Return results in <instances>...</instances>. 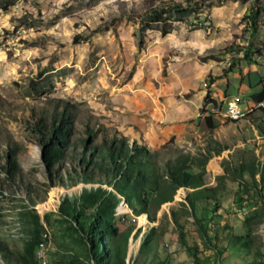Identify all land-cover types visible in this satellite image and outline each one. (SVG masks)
<instances>
[{"label": "rangeland", "instance_id": "rangeland-1", "mask_svg": "<svg viewBox=\"0 0 264 264\" xmlns=\"http://www.w3.org/2000/svg\"><path fill=\"white\" fill-rule=\"evenodd\" d=\"M162 1L182 9L151 18ZM54 119L70 138L51 166ZM181 165L203 186L173 185ZM125 247V264H264V0H0V264Z\"/></svg>", "mask_w": 264, "mask_h": 264}, {"label": "trees", "instance_id": "trees-1", "mask_svg": "<svg viewBox=\"0 0 264 264\" xmlns=\"http://www.w3.org/2000/svg\"><path fill=\"white\" fill-rule=\"evenodd\" d=\"M163 5L164 7H159ZM182 9L181 5H174L173 7H168V2H160L158 6H156L155 9L151 10V18H158L159 20H162L163 16L167 14V12L171 11H180ZM169 10V11H168ZM156 19V21H158ZM150 27L147 26V29ZM163 34H167L171 32V30H164L162 31ZM203 128H207V119L203 121ZM69 138H70V130L67 127H64V122L63 119L58 120L54 119L53 123L51 124L50 128V137L48 140L44 143V160L46 163H48L51 166H54L55 164L59 163L60 160L64 157V152H63V147H66L69 143ZM116 141L111 142V147L114 149ZM126 138L123 137V142H119L118 146L126 147L128 145L125 144ZM108 145V143H106ZM131 149L133 150V153L136 154V158H144L147 155V152L144 148L139 147L136 143L130 145ZM110 160L116 161L115 157L112 159V155L110 156ZM141 160V159H139ZM18 164L15 161H12L11 158L8 157V168H7V174L9 175L11 180H14L16 177V170L18 169ZM129 164L126 163L125 166L123 167V170L130 174V170H128ZM130 167V166H129ZM123 172V171H121ZM129 174L124 175V178L122 180V183L124 184H130L129 180L130 176ZM121 175V174H120ZM168 177L171 180L172 184L175 185L176 187L179 188H194L198 189L199 187L203 186L201 183H196L194 181L195 175L189 173L185 167L182 165L172 169L171 171L168 172ZM138 178V177H137ZM193 184L195 187H192ZM129 197L127 198V202L129 203L130 208L137 213L136 209L131 205L132 200L131 196L133 194L137 195L140 198V193L138 190L131 191ZM169 202L167 200L164 201V203ZM111 230V226L108 223V219H103L101 221H98L97 225H92L91 228V233H92V243L94 245V242L96 241V238L99 236H102L104 240H108V234ZM238 241H245L244 238H236ZM114 257L111 259L110 256H107L105 254H102V256H98L96 259L97 264H125V252H126V247L123 250H119L117 248L114 249ZM124 260V261H123Z\"/></svg>", "mask_w": 264, "mask_h": 264}, {"label": "built area", "instance_id": "built-area-1", "mask_svg": "<svg viewBox=\"0 0 264 264\" xmlns=\"http://www.w3.org/2000/svg\"><path fill=\"white\" fill-rule=\"evenodd\" d=\"M232 99H236V106H227L229 110L232 111L233 117L240 116L245 111L241 106V99L239 97H234ZM47 238V234L43 235V241H44V249H45V239Z\"/></svg>", "mask_w": 264, "mask_h": 264}, {"label": "bare ground", "instance_id": "bare-ground-1", "mask_svg": "<svg viewBox=\"0 0 264 264\" xmlns=\"http://www.w3.org/2000/svg\"><path fill=\"white\" fill-rule=\"evenodd\" d=\"M228 106H236V99H233L229 104H228ZM226 115L229 117V118H231V119H234V120H237V119H241V118H243L244 116H245V112L243 113V114H241L240 116H235V117H233V114H232V111L231 110H229L228 108L226 109ZM40 246V249H41V254L39 255L40 256V258L41 259H43L44 258V253H42V251H44L43 249H44V242H42L41 243V245H39ZM39 248V247H38Z\"/></svg>", "mask_w": 264, "mask_h": 264}, {"label": "crops", "instance_id": "crops-1", "mask_svg": "<svg viewBox=\"0 0 264 264\" xmlns=\"http://www.w3.org/2000/svg\"><path fill=\"white\" fill-rule=\"evenodd\" d=\"M160 137H161V136L158 134V132H155V133H153V135H152L153 140H159Z\"/></svg>", "mask_w": 264, "mask_h": 264}]
</instances>
